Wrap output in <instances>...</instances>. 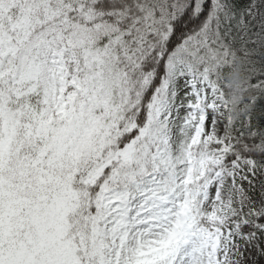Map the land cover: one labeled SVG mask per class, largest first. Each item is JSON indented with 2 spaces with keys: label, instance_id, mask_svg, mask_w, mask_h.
<instances>
[{
  "label": "snow or ice",
  "instance_id": "1",
  "mask_svg": "<svg viewBox=\"0 0 264 264\" xmlns=\"http://www.w3.org/2000/svg\"><path fill=\"white\" fill-rule=\"evenodd\" d=\"M0 264H264V0H0Z\"/></svg>",
  "mask_w": 264,
  "mask_h": 264
}]
</instances>
